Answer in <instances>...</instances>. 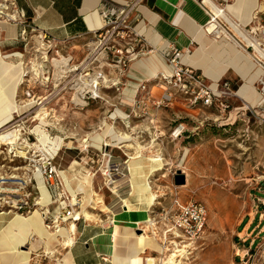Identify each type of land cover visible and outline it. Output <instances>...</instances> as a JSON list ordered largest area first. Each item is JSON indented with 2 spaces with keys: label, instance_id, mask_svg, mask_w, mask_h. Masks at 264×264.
Here are the masks:
<instances>
[{
  "label": "rangeland",
  "instance_id": "1",
  "mask_svg": "<svg viewBox=\"0 0 264 264\" xmlns=\"http://www.w3.org/2000/svg\"><path fill=\"white\" fill-rule=\"evenodd\" d=\"M213 1L221 5V8H226L233 2V0ZM221 21L229 26V22ZM34 36L28 32V41L25 42V70L28 69L26 72L33 65L30 62L31 59L34 62L37 61L36 63L39 59L41 60V55L35 52V48L38 49V39ZM30 51L31 53L28 54ZM82 58L81 53L76 59L81 60ZM106 73L108 79H112L113 82L118 80L115 79L117 75H114L113 71ZM45 74L49 80H44L40 75L36 77L34 71L23 78L18 92V102L24 104L25 107L20 111V115H16L14 122L18 126L15 124L14 129H8L9 131L4 133L19 129L29 132L30 129L34 130L38 126L43 132L45 130V134L53 140L57 137L62 140L64 138L66 141L68 137L67 146L69 148H80L84 140L90 139L95 132H104L108 125L114 127L116 140L110 141L112 145L108 147L114 154L110 163L113 168V190L115 188V192L118 191L125 198L131 192L130 186H133L137 193L129 201L133 207H143L140 203L143 200L137 197L147 189L159 196L153 204H148L143 209L146 217L157 221L154 228L157 241L154 242L151 251L142 255L140 260L137 259L140 264H162L161 260L156 262V259H165L171 255L168 249L172 250L175 247V244H172L175 240L180 249L191 245L187 249L188 259H183V264H264V240L260 242L261 246L258 250L246 254L239 251L243 248V243H240L238 236V232L242 231V221L246 222L250 217H254L256 205H258L255 201L254 189L257 182L262 179L264 165V107H259L258 104L249 105L239 100L233 104L229 101L231 109L226 113L208 107L206 115L201 116L199 120L191 118L173 120L167 109H164L162 114L151 118L148 114L140 116L133 113L131 119L123 120L117 117L115 111L118 109L127 113L132 111L127 107H120L117 102L119 92L115 88L103 90L101 99L84 101L85 104L78 105L72 101L77 95L76 91L72 92L69 88L62 90L64 84L58 86L60 81H56V70L51 63H46ZM158 84L159 89L157 88L156 91L161 96L164 91L167 90L168 93L171 91L163 82H158ZM252 88L254 87H243L242 96L250 92ZM262 88L264 87L260 86L259 93ZM46 97L48 99L43 106L50 113V117L53 116L48 119L50 124L37 119L42 106L40 105L41 99ZM178 129H181V134H176ZM32 133L39 140L35 130ZM126 134L130 137L128 140L122 138ZM75 138L77 140L74 141ZM111 138L114 137L111 136ZM31 141L36 142L33 136ZM39 144H41L40 141ZM117 145H126V152L130 158L139 151L144 159L161 158L162 161L159 164L150 163L149 166H143L141 160H128L126 162L129 164L125 167L123 156H119ZM0 146L3 149V152L0 151L1 166L3 158L8 154V146L3 143H0ZM105 153L104 149L101 152L95 151V153L90 151L89 157L93 160L90 164L93 166V172L98 175L94 181V189L105 205L113 213L118 214L123 212L124 204L121 203L119 197L111 193L106 185L107 177L100 172L106 158ZM67 154L62 153V159H58L63 166L66 165ZM81 156L87 155L82 154ZM90 158L86 160L89 161ZM155 165L159 166L153 167ZM132 169L131 174L136 177L132 181L128 179L127 182L124 181V177L119 173L123 171L124 176H128V171ZM178 171L186 172L187 183L183 186L175 185V175ZM81 177L83 175L77 173L76 178L81 181ZM44 194L48 198L46 191ZM84 197V194L78 196L79 200L82 198L84 200ZM176 200L184 205L202 203L207 209L206 224L199 236L193 237L186 234L182 239H175L168 232V229H171L170 223H173V216L170 215L171 217L166 219V213L175 209ZM94 207V209L91 207L87 209L96 216L97 220L82 219L80 224L78 223L79 228L85 223L96 225L97 222L99 225L110 226L112 213L102 211L101 204H95ZM147 208L148 211H146ZM257 224L256 221L253 227ZM131 226L136 227L133 224ZM142 226L144 225L142 224L141 228ZM50 232L53 233L51 230ZM148 235L154 237L152 231H149ZM31 242L37 248L43 245L36 235H33ZM59 245L55 244L53 255L47 254L45 247H41L34 253L31 264H60L59 259L63 258L65 249ZM24 250H27V247Z\"/></svg>",
  "mask_w": 264,
  "mask_h": 264
},
{
  "label": "crops",
  "instance_id": "2",
  "mask_svg": "<svg viewBox=\"0 0 264 264\" xmlns=\"http://www.w3.org/2000/svg\"><path fill=\"white\" fill-rule=\"evenodd\" d=\"M16 1L19 11L24 15L23 21H27L37 31L47 32L60 41L79 38L80 36L85 37L100 30L103 26V12L118 13L128 4L137 3L131 11L129 22L140 37L144 54L130 64L127 77L125 75L120 93L117 96L120 107H127L132 111L127 113L120 109L116 110L117 117L123 120L131 119L133 113L140 116L148 114L151 118L154 115L162 114L164 109L169 111L168 114L173 120L184 118L199 120L202 118L201 116L206 115L208 107H204L202 104L190 106L181 96H176L171 102H166L161 106L156 105L168 92L167 90L164 91L161 96L156 91L159 84L152 79L160 73L168 75L173 73V68L168 64V59L174 50L182 51V64L185 67L193 68L211 87H216L219 82L228 81L231 84L232 92L235 93V96L229 99L231 104L241 100L246 104L256 105L258 101L255 100L256 98L254 99L253 92L264 95L262 90L264 88L261 89V93L258 92L260 86L264 87L262 84V82L264 83V55L258 51L256 46L241 39L230 25L225 24L227 33L220 35L217 31L219 26L216 24L217 29L213 33L221 36L219 38L208 34L206 28L215 23L213 20L209 23V12L212 16L214 14L209 11L210 7L205 0ZM215 4L217 5V3ZM238 4L239 0H233L227 7L234 10ZM256 4V8H250L252 11L247 9L250 13L248 20L244 18V15L236 12L234 15L231 14V19L233 18L234 20H232L237 24H242L240 26L244 29L245 34L251 36L252 41L260 42V48L264 50V0H256ZM23 27L22 24L0 25V127L11 123L16 116L18 92L26 71L24 63L26 59L25 42L21 40ZM75 40L74 44L84 43L82 38ZM80 55L81 53L77 57ZM147 80H152L148 85L149 99L141 101L144 96L140 95L136 101L134 95L139 82ZM245 86L254 88L242 96L241 90ZM99 137L101 144H94V140ZM122 138L128 140L130 137L126 134ZM75 140L77 139L75 138ZM114 140H116L114 127L108 125L104 132H95L90 139L84 140V144L80 147L90 145L91 151L95 153V151L102 150L106 145L107 152L111 154L112 159L109 162L111 163L114 154L108 147L112 145L110 141L113 142ZM57 143L59 146L61 145L60 140ZM116 147L120 152L119 156H123L124 159L122 158V160L126 167V164H129L126 162L128 161L127 158L130 156L126 152L127 147L126 145H117ZM63 150L64 146L58 151V156L62 153H68L66 165L63 166L62 162H57L61 164L63 178L66 170L72 174L73 182L69 180L67 184L65 181L70 192L69 187L73 188L74 184L84 181L87 171L94 173L93 166L90 164L93 163V160L89 157L90 153L81 152V148L68 147L66 151ZM82 154L87 156H81ZM87 158H90L89 161L86 160ZM84 162L86 163L84 164ZM77 173L83 175L81 177L83 180L80 181L76 178ZM95 174L97 175V173ZM254 190L255 201L258 202L254 217H250L246 222L242 221V231L238 232L239 241L243 243V248H240L239 251L246 254L258 250L261 246L260 242L264 240L262 215L264 212V182L259 180ZM73 195L80 194L75 193ZM123 213L114 214L121 216ZM15 216V213L0 214V233L15 219ZM256 221L258 224L253 227ZM79 224L77 223L78 233L75 234V244L65 250L63 258L59 259L60 262L69 258L71 264H117V257L126 259L138 251L137 239L134 234L140 230L129 225L127 221L120 220L119 237L116 241L108 239L109 237L105 234L109 227L103 224L85 223L80 225V228L78 227ZM111 242L115 244L112 254L107 252ZM31 243L29 242V247ZM41 247L44 248V244ZM39 249L32 252L30 264L34 259V253ZM142 255L140 252L136 254L133 258V264H140L137 259L140 260ZM0 264H2L1 260Z\"/></svg>",
  "mask_w": 264,
  "mask_h": 264
},
{
  "label": "built area",
  "instance_id": "3",
  "mask_svg": "<svg viewBox=\"0 0 264 264\" xmlns=\"http://www.w3.org/2000/svg\"><path fill=\"white\" fill-rule=\"evenodd\" d=\"M136 4V2L128 4L118 13L103 12V26L100 30L85 37L80 36L64 41L57 40L47 32L37 31L27 21H23L24 15L19 11L16 0H0V23L22 24L24 26L21 32L23 42L28 41V32L35 35L34 37L38 39V49L35 48V52L41 55V59H46L45 55L51 59L59 55L69 59L70 65L67 67V73L58 86L64 84L62 90L69 88L72 92L76 91V96L82 97L83 101H90L101 99V93L105 89L115 88L120 93L130 64L144 54L140 37L129 22L131 11ZM220 7L222 6L220 5ZM212 20L213 17L210 12L209 23ZM221 20L224 19H217L218 26L220 29H225ZM206 31L211 36L221 37L217 36L216 33H210L207 28ZM81 38L84 41L83 44H74L75 39ZM30 53L31 51L28 54ZM79 53H82L83 56L81 60L76 59ZM52 54L53 56H50ZM182 57V51L174 50L168 59V64L173 68V73L169 75L160 73L152 79L157 83L163 82L171 90L156 105L161 106L166 102H171L174 97L181 96L190 106L202 104L204 107L214 108L223 113L229 111L231 109L229 99L235 96L231 90V84L228 81H223L219 82L216 87H211L193 68L185 67L182 64ZM112 71L114 75H117L115 78L118 79L117 81L113 82L112 79H108L106 72ZM28 75L29 73L27 74L25 71L24 77ZM95 78H97V83L93 82ZM47 79L49 80V78ZM152 80L139 82L134 95L136 101L140 95L144 96L141 101L149 99L148 85ZM90 84H94L92 85L94 90L96 87L98 88L100 95L96 96L95 91L89 89ZM72 101H74V97ZM15 118L8 125L1 126L0 132L14 129ZM19 131L21 132L20 140L17 141L13 150L11 146L7 145L8 154L3 158L0 166V214L15 213L28 216L37 210H41L46 227L54 233L59 232V229L71 222L77 225L84 219L75 216L80 208L81 200L77 198L75 201L68 192L62 176L61 164L56 161L58 151L54 154L49 150L50 146L44 147L39 144V140L34 137L31 131L27 132L21 129ZM32 136L36 142L31 141ZM91 148L88 145L84 152L90 153ZM103 149L107 152L106 145ZM1 150L3 152L2 146H0ZM110 165L107 170H110L113 176V168ZM119 174L124 177L123 172ZM38 176L42 178L43 185L51 197V204L48 207L41 205L42 193ZM261 178L260 182H264V165ZM174 206V210L166 213V219L170 215L173 216V223H170L171 229H168L171 236L175 239H182L183 235L186 234L193 237L199 236L205 227L208 216L205 206L202 203L184 205L178 200L175 201ZM262 215L264 221V212ZM178 241L182 242V240Z\"/></svg>",
  "mask_w": 264,
  "mask_h": 264
},
{
  "label": "bare ground",
  "instance_id": "4",
  "mask_svg": "<svg viewBox=\"0 0 264 264\" xmlns=\"http://www.w3.org/2000/svg\"><path fill=\"white\" fill-rule=\"evenodd\" d=\"M205 2L208 3L210 9L212 10V13L214 14L212 17H213V21L215 24H212L207 28L209 30V32L213 33L217 29V25H216V24H218L217 19L222 18L227 23L229 22L228 23L229 25L231 24V27L233 28V30L236 32V34L241 39H243L247 43L249 42L250 44H253L254 46H256L258 51L264 55V50L262 48H260V44H259L260 42L258 43L257 41H252V39L250 38L251 36L246 35L244 32V29L240 26L242 24H237V23H235V21H233L231 19V14L234 15L236 12L240 15H244V18L245 19L247 18L246 20H248L250 13L247 11V9L256 8V6H257L256 0H239V4L234 8V10H231V8H228V7L223 9L218 4H217L218 5L217 6L212 0H205ZM232 9H233V6H232ZM245 9H246V11H245ZM244 11H245V13H244ZM3 24L4 25H13V24L8 23V22L0 23V25H3ZM9 31H11V30H9ZM217 31H218V34H220V35L227 33L225 29H220L219 27H218ZM44 57L46 59H41V60L39 59L38 63H36L37 61L34 62L31 59L30 62L33 65H32V67L30 66L31 70L29 69L27 74L30 72L32 73L34 71V73L36 74L35 75L36 77L40 75L44 78V80H46L47 78L45 76L46 75L45 74V67H46L45 63L49 62V63H51V65L56 70V77H57L56 81H61V79L65 76V73H67V67L70 65L69 64L70 60L64 58L61 55H59L58 58L55 57L52 59L46 57V55ZM27 70L28 69H26V71ZM31 76H33V75H31ZM93 82L97 83V78L93 79ZM86 84H88V83H86ZM262 84H264V83H262ZM92 85H94V84H90L89 89L94 90ZM15 90H16V88H15ZM78 90H81V89H78ZM94 91L96 93L95 94L96 96L100 95L97 87H96V90H94ZM252 95L254 96V99L256 98L255 100L258 101L256 104H258L259 107L263 108L264 107V95H259L256 92H253ZM253 96H251V97H253ZM259 97H260V99H259ZM47 99H48L47 97L41 99L42 102L40 105H42V106L40 107V113L37 115V119L46 121V123L50 124V121L48 119L53 118V116L50 117L51 116L50 113L43 106V103ZM30 102H32V101L30 100ZM74 102L77 103L78 105L85 104V102L82 100V97H78V96H76L74 98ZM24 107H25L24 104H22L20 102L17 103V109L15 111L17 116L20 115V111ZM19 130H15V131L13 130L10 133H6V134L4 132H0V143L1 144L2 143L7 144V145L11 146L12 150L15 149L17 141L20 140L21 132ZM34 130L38 134L39 141H40L41 145H43L44 147L50 146L49 150L52 153H54V154L57 153V151H59L60 148L63 146H64L63 151H66V149H68V146H67L69 144L68 137H66V141L64 140V138H63V140L60 138H55L53 140L50 137H48L45 134V130L43 132L40 127L37 126V127H35ZM34 130L30 129V131H32V132H34ZM101 130L102 129H100V131ZM179 133L181 134V129H178V131L176 132V134H179ZM58 140L61 141L60 146L57 143ZM99 143L101 144L100 137L98 139L94 140V144L98 145ZM87 147H88V145H84V146L80 147L82 150L81 152H83L84 149H86ZM139 153L140 152L138 151V153L135 156H133L131 158L128 157L127 160H129V161L130 160H132V161H140L141 160L142 161L141 165H143V166H149L150 163L159 164L162 161L161 158L144 159L143 156L140 155ZM105 157L106 158L104 159L103 167L101 168L100 172L103 176L107 177L106 185L109 187L111 193L116 195L117 197H119L121 200V203L124 204V208H123L124 213L121 216H116L117 213L114 214L105 205V203L103 202V199L99 196L98 192L94 189V178L97 176L95 173H92V172L89 173V171H87L86 177L84 178V181L81 183L74 184L73 188L69 187L70 192L69 191L68 192L72 195V197H74L75 201H77V198L79 195H73V194L78 193L80 195H82V194L85 195L84 200H83V198L81 199L80 208L77 211V213L75 214V216L78 218L83 217L84 219L89 220V221H92L95 219L97 220L96 216L91 214L87 209V207H91L94 209L95 204H101L102 211L112 213L111 223H110L109 228H107L106 234H105L109 237L108 238L109 240L116 241L118 239L120 220L127 221L129 223V225H132V224L136 225L135 228H138L140 231H142L141 233H135L134 234L136 239H137V244H138L137 253L135 252L133 255L128 256V258H126V259H121V258L117 257V261H118L117 264H133V258L136 254H138L140 252L141 254L146 255L148 253V250L151 249V247L154 245V242L157 241L156 236H155L156 233H155V229H154L156 227V223L154 221L150 220L148 217H146V215L143 212V209L145 208V206H148V204H153V202H155V200H157V198H159V196H157L153 192H151L150 189H147V190H145V192H141L138 195L139 197H137L138 199L143 200L140 202L141 205H143V207L142 206L133 207V204L129 203V201L133 195L137 194V193H135V189L133 188V186H130L131 192L125 198H123L118 191L115 192V188L113 190V187H112V181H113L112 177L113 176H112L110 170H107V168L109 167V164H110L109 162L111 161L112 158L110 157L109 152H106ZM58 159L59 160L61 159V154L57 157L56 161H58ZM101 161L102 160H100V162ZM58 164H60V163L58 162ZM77 166H79V164H77ZM158 166L159 165H155L153 167H158ZM128 172H129L128 176H126V175L124 176V181H126V182H127V179L132 181L133 178L136 177V175L131 174L133 172V169L131 171H128ZM181 172L184 173V175L186 176L185 171H181ZM63 175L65 178L64 180L66 181L67 184H68L69 180H71V181L73 180L72 174L70 171L66 170ZM37 178H38V182L40 184L41 193H42L41 205L43 207H48L51 204L50 194L45 189V187L43 185L42 178L40 176H38ZM186 183H187V178H186ZM45 191L47 192V195H49V199L45 197V194H44ZM146 211H148V208ZM142 224L144 225V226H142L143 228H141ZM67 225H68L67 227L64 226L63 228L59 229V232L51 233L50 230L46 227L45 220L43 217V213L41 212V210H37L33 214L28 215V216L16 214L15 219L13 221H11L10 224L0 233V260H1L2 264H30L32 252L36 251L39 248H37L34 243H31L30 244L31 246L29 248L27 247V250H24L22 248L29 245V242H31L33 235H36L42 241V243L45 246V251L47 252V254L53 255L55 253V250H54L55 244L56 245L57 244L62 245L65 250L69 249L71 246H73L75 244V234L77 231V225L74 222H71ZM149 231L153 232L154 237H150V235H148ZM129 236H130V234H129ZM172 244L173 245L175 244V247L172 250L168 249V251L171 252V255H169L165 259H156V262H158V260H161L162 264H183V259H188L189 251L187 249L189 248V246L191 247V245L183 246L180 249L176 241L172 242ZM114 247H115V244H113L111 242L109 244L107 252L111 253ZM57 259H55V260H57ZM60 264H71V261L69 258H65V260L63 262H60Z\"/></svg>",
  "mask_w": 264,
  "mask_h": 264
},
{
  "label": "water",
  "instance_id": "5",
  "mask_svg": "<svg viewBox=\"0 0 264 264\" xmlns=\"http://www.w3.org/2000/svg\"><path fill=\"white\" fill-rule=\"evenodd\" d=\"M186 183V176L181 172L178 171L175 175V185L181 186ZM142 231H138V233H141Z\"/></svg>",
  "mask_w": 264,
  "mask_h": 264
}]
</instances>
